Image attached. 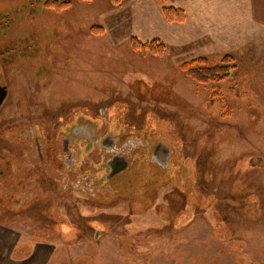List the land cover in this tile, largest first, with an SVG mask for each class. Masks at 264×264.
Masks as SVG:
<instances>
[{
  "label": "rangeland",
  "instance_id": "obj_1",
  "mask_svg": "<svg viewBox=\"0 0 264 264\" xmlns=\"http://www.w3.org/2000/svg\"><path fill=\"white\" fill-rule=\"evenodd\" d=\"M45 1L0 0V159L20 151L6 134L22 123L55 128L72 116L108 118L119 132L165 137L193 196L159 191L175 214L187 207L167 221L142 213L135 200L103 213L56 195L29 215H0V224L28 238L17 247H80L68 264H264V0L217 1L249 13L258 38L243 54L220 28L204 42L187 32L170 41L169 30L181 26L163 27L151 0H71L61 13L44 9ZM93 27L103 33L91 34ZM155 39L165 46L161 58L134 48ZM227 55L236 68L221 84L199 86L179 69ZM142 247H153L149 257Z\"/></svg>",
  "mask_w": 264,
  "mask_h": 264
},
{
  "label": "flooded vegetation",
  "instance_id": "obj_2",
  "mask_svg": "<svg viewBox=\"0 0 264 264\" xmlns=\"http://www.w3.org/2000/svg\"><path fill=\"white\" fill-rule=\"evenodd\" d=\"M107 119L72 116L55 128L31 121L8 132L6 139L17 140L21 149L17 155L5 154L0 159V215H29L37 205H54L56 195L76 197L103 213L132 200L142 213L151 209L160 219L165 214L167 221L184 213L186 206L175 214L157 197L166 187L193 196L168 140L151 135L146 128L119 132ZM178 153L182 158L181 148ZM195 180L196 174L194 184ZM40 189L45 196L42 201ZM52 208L53 223H57L60 214L57 207ZM69 226L77 238L78 229Z\"/></svg>",
  "mask_w": 264,
  "mask_h": 264
},
{
  "label": "crops",
  "instance_id": "obj_3",
  "mask_svg": "<svg viewBox=\"0 0 264 264\" xmlns=\"http://www.w3.org/2000/svg\"><path fill=\"white\" fill-rule=\"evenodd\" d=\"M151 1L152 4L160 10V18L158 22H161L163 27L170 29L175 26H181L169 30L168 39L170 41L172 40L175 42L180 40L183 32L185 36H187L185 34V32H187L191 35L193 34L195 42H204L207 41V39L204 38V35L208 32H212L209 29H214L215 31L217 28H220L224 29V42L228 44L229 41H231L234 43L235 49L242 50L240 53L243 54L245 48L254 44L255 39L258 38L256 28L252 30L246 25L249 23V13L246 15V9L244 8L238 9L240 6H235V9L233 10L234 6L228 9L229 5H218L217 1L219 2L220 0H168L165 6L180 9L186 15V21L183 24L171 25L165 22L161 13L162 7L159 6L155 0ZM237 1L238 5L242 2V0ZM188 11L192 13V16L188 15ZM188 24L190 26H188ZM152 27H154V24H152ZM185 27L186 29H184ZM189 28H192V30L189 31ZM20 233H16L15 229L0 224V264H66V262L68 264L69 260L75 258L74 254L80 249V247H56L55 243L50 246L44 244L38 245L37 247H17V245H20L23 240V234L21 235ZM24 238L25 240L28 239L25 236ZM17 240L20 241L18 242ZM141 249L144 253H141L143 254L142 257L147 258L149 255H145H147L148 252L150 254L153 247H142ZM138 251L139 250L134 249V253H137ZM119 252L120 251H118V254L122 255ZM87 254H89V251Z\"/></svg>",
  "mask_w": 264,
  "mask_h": 264
},
{
  "label": "trees",
  "instance_id": "obj_4",
  "mask_svg": "<svg viewBox=\"0 0 264 264\" xmlns=\"http://www.w3.org/2000/svg\"><path fill=\"white\" fill-rule=\"evenodd\" d=\"M112 1L114 4L119 5V0ZM155 2L162 7L161 13L166 23L180 25L186 21V15L182 10L165 6L168 0H155ZM70 6L71 0H46L42 5L44 9L56 13H61L69 9ZM90 31L94 35L103 33L99 27H93ZM134 48L157 58L163 57L165 53V46L158 40H153L146 44L135 42ZM235 68L233 59L230 56H224L219 63H211L206 58H198L179 67L186 78L199 86L221 84L230 79Z\"/></svg>",
  "mask_w": 264,
  "mask_h": 264
}]
</instances>
